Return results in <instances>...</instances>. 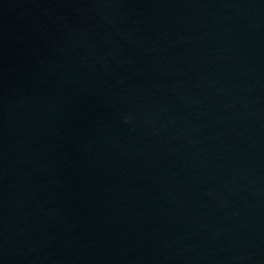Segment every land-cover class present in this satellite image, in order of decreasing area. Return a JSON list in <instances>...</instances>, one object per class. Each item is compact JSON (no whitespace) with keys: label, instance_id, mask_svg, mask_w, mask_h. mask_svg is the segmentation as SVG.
I'll return each mask as SVG.
<instances>
[{"label":"water","instance_id":"obj_1","mask_svg":"<svg viewBox=\"0 0 264 264\" xmlns=\"http://www.w3.org/2000/svg\"><path fill=\"white\" fill-rule=\"evenodd\" d=\"M0 264H264V0H0Z\"/></svg>","mask_w":264,"mask_h":264}]
</instances>
